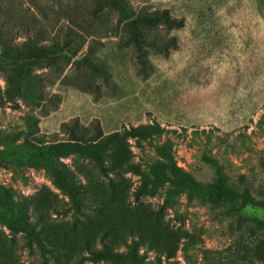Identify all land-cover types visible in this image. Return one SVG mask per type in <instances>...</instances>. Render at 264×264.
<instances>
[{"label":"rangeland","instance_id":"1","mask_svg":"<svg viewBox=\"0 0 264 264\" xmlns=\"http://www.w3.org/2000/svg\"><path fill=\"white\" fill-rule=\"evenodd\" d=\"M261 201L264 0H0V264H264Z\"/></svg>","mask_w":264,"mask_h":264},{"label":"trees","instance_id":"2","mask_svg":"<svg viewBox=\"0 0 264 264\" xmlns=\"http://www.w3.org/2000/svg\"><path fill=\"white\" fill-rule=\"evenodd\" d=\"M154 16H155L154 19H155L156 23H160V24H163V25L168 23V17L166 16L165 12L154 14ZM26 120L29 121V117H26ZM114 136H116V135H114ZM110 138H111V136H108L107 139H110ZM95 147L96 146H94L92 148L93 149L92 152L96 155V153L94 151ZM51 172L52 171H47L48 174H52L51 176H53V173H51ZM61 179H62V177H60V175H57L55 177L54 185L59 187V185H57V182H61L63 185H62V187H59V188H64L65 190H67L68 193H72V194L73 193L75 194L77 192L76 188L72 185V178H69V176H67L65 180L61 181ZM2 200L6 201V196L5 195L2 196ZM256 205H259V206H261L264 209V201L258 202ZM13 222H14V224H19V221L17 222V221L14 220ZM24 226H25V223H24V225L22 227V230H26V231L30 230L28 228L25 229ZM89 252H90L89 254L93 256L94 260L95 259L96 260L100 259V260L107 261V262L108 261H120L123 258H126L127 256L129 258H132V259H136L137 258L136 257V251L134 249L129 250L126 253V256L124 254H121V253H114L111 250H108L106 248L103 249L102 251L91 250ZM261 260H262V262H264V257H262Z\"/></svg>","mask_w":264,"mask_h":264}]
</instances>
